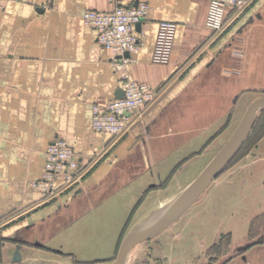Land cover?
I'll return each instance as SVG.
<instances>
[{
    "label": "crops",
    "instance_id": "1",
    "mask_svg": "<svg viewBox=\"0 0 264 264\" xmlns=\"http://www.w3.org/2000/svg\"><path fill=\"white\" fill-rule=\"evenodd\" d=\"M137 3L148 9L128 71L156 96L111 135L92 129L91 107L116 98L119 77L82 15L110 12L113 0H0V264L113 263L124 237L166 212L264 97V0L230 9L217 33L204 26L206 0H123ZM161 21L177 25L166 65L151 62ZM55 139L74 150L79 171L46 197L31 184ZM253 164L247 180L193 208L202 221L186 230L202 246L190 238L189 258L217 249L197 264H264V234H249L264 213V158Z\"/></svg>",
    "mask_w": 264,
    "mask_h": 264
},
{
    "label": "built area",
    "instance_id": "2",
    "mask_svg": "<svg viewBox=\"0 0 264 264\" xmlns=\"http://www.w3.org/2000/svg\"><path fill=\"white\" fill-rule=\"evenodd\" d=\"M207 11L204 21L206 29L221 32L230 9H244L253 0H206ZM110 12L87 10L82 15L85 25L97 33V42L110 54L113 69L119 77L122 96L110 101H96L91 107V127L95 132L121 135L133 122V115L141 112L155 99L154 89L147 83L131 78L128 66L133 63L142 45L135 26L147 16V5L123 4L113 0ZM2 8L0 4V9ZM177 25L161 21L157 25L151 62L166 65L170 62L174 48ZM129 57L125 58L124 54ZM79 171V159L69 144L62 139L53 140L45 150L44 168L41 178L31 186L46 197L54 196L59 189L74 183Z\"/></svg>",
    "mask_w": 264,
    "mask_h": 264
},
{
    "label": "rangeland",
    "instance_id": "3",
    "mask_svg": "<svg viewBox=\"0 0 264 264\" xmlns=\"http://www.w3.org/2000/svg\"><path fill=\"white\" fill-rule=\"evenodd\" d=\"M263 139L264 108L258 111L248 134L246 135L245 139L238 147L234 155L231 157L229 162L226 164L222 172L205 190L208 192L204 191L194 202V206L192 208H188L179 218H177L173 223L168 225L155 236L132 246V248L129 249V251L131 250L130 254L127 255V258H125L124 264H197L198 261H202V259H205L208 255H211L213 251H216L217 249L215 248V246L211 247L210 249L198 248V250H200L201 252L197 253L195 251L193 254L194 257L191 260V258H189V255L187 254L188 248H191V242H189L188 240L190 238H194L192 239V243L197 244V247H201L202 242H199V240H201L200 237H191L192 232L190 230H188L189 232L186 230V224L188 222H191L192 217H197L196 220L202 221L203 215L201 208H193L195 206L197 207L201 205V201L207 197L209 192L224 188L225 186L229 185L230 187L235 184L239 185L240 179H248V177H241L247 176L250 174V172L255 170L256 167L253 163H255L257 158H264V150H261V148L258 147L259 142L263 141ZM201 168H203V171L205 167H200L199 170H201ZM200 173H198L197 175H199ZM221 175L223 176L221 177ZM231 175L237 177L233 179V176L231 177ZM182 193L183 192L174 197L173 202H175ZM193 232L195 233V231ZM257 233L264 234V213L254 216V218L251 220L249 234L251 236H254ZM193 236H195V234ZM61 262L62 263L60 264H79L66 260H61Z\"/></svg>",
    "mask_w": 264,
    "mask_h": 264
},
{
    "label": "water",
    "instance_id": "4",
    "mask_svg": "<svg viewBox=\"0 0 264 264\" xmlns=\"http://www.w3.org/2000/svg\"><path fill=\"white\" fill-rule=\"evenodd\" d=\"M140 26V23L136 24L135 30L137 32H139ZM124 57L128 58L129 54L125 53ZM120 96H122L121 91L117 93L116 98H119ZM260 108H264V97L256 98L248 105L243 117L231 136L198 177L178 197L173 205L156 221L144 227L135 229L124 237L113 264H124L127 253L132 246L147 240L162 231L179 218L199 198V196L222 172L226 164L241 145Z\"/></svg>",
    "mask_w": 264,
    "mask_h": 264
},
{
    "label": "bare ground",
    "instance_id": "5",
    "mask_svg": "<svg viewBox=\"0 0 264 264\" xmlns=\"http://www.w3.org/2000/svg\"><path fill=\"white\" fill-rule=\"evenodd\" d=\"M261 109H263V108H260L259 111H260ZM257 113H258V112H257ZM173 203H174V202H173ZM164 213H165V212H163V213H161L160 215H158V218H159L160 216H162Z\"/></svg>",
    "mask_w": 264,
    "mask_h": 264
}]
</instances>
